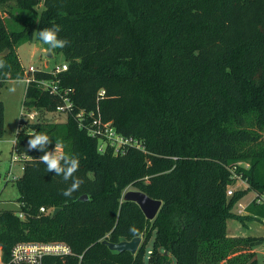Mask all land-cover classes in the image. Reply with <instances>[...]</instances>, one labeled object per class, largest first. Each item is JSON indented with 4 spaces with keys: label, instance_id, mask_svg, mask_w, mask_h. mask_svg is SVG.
<instances>
[{
    "label": "trees",
    "instance_id": "obj_1",
    "mask_svg": "<svg viewBox=\"0 0 264 264\" xmlns=\"http://www.w3.org/2000/svg\"><path fill=\"white\" fill-rule=\"evenodd\" d=\"M0 1L28 13L23 19L8 11L18 28L0 13L7 64L0 87L25 76L16 47L59 24L65 48L40 42L60 52L67 69L28 75L57 79L59 88L72 90L73 104L64 121L47 119L59 96L34 82L25 87L22 103L39 115L30 122L20 116L12 147L25 159L13 180L20 206L0 209L4 260L18 242L59 241L71 253L44 256L42 264H144L146 253L147 264H257L254 247L264 235L229 236L227 221L264 225V0ZM40 2L45 8L35 11ZM95 118L132 141L100 151V138L89 132ZM35 133L52 139L48 150L59 139L62 151L79 159L75 176L84 183L71 198L62 194L71 181L47 172L42 152L27 150ZM237 178L257 193L244 214L233 207L245 191L227 195ZM128 186L161 200L152 220L123 200ZM83 194L87 200L78 199ZM49 206L60 210L39 212ZM133 226L143 237L135 253L102 243L131 240Z\"/></svg>",
    "mask_w": 264,
    "mask_h": 264
},
{
    "label": "rangeland",
    "instance_id": "obj_2",
    "mask_svg": "<svg viewBox=\"0 0 264 264\" xmlns=\"http://www.w3.org/2000/svg\"><path fill=\"white\" fill-rule=\"evenodd\" d=\"M65 5L67 4L60 3L57 5V7L60 8L64 7ZM44 8L45 6L43 5V2H40L37 6L34 7V10L41 11ZM8 11L12 12L13 15L21 17L23 19H26L28 17L27 12H21L27 10L21 8L16 2L0 1V13L3 15V17H5L7 24H11L10 27L18 28L20 26L17 25L14 19H11L9 17ZM19 46L16 47V53L19 48V58L23 64L24 69H27L30 65L39 69H52L58 63L65 62L63 55L60 52H52L36 39H33L32 42H24ZM25 87L26 84L23 79L8 80L4 83V85L0 87V101L4 105V134L0 139V209H15L16 207L18 208V202L16 201V199L18 198L19 193L15 184L13 183V180L19 178L22 175L24 163L21 159L12 161V158L16 156L13 154L14 152L12 150V147L21 116ZM11 89L15 90L12 91ZM45 117L54 121L65 120L64 115H57L56 113L52 112L46 113ZM30 121L32 120H28V122ZM262 136L264 137V131L262 132ZM101 144L104 146L103 141H101ZM238 166L248 168L249 164L239 162ZM131 189L134 188L132 186H128L123 191V194L125 193V191ZM229 189H231L232 191H245L243 197L239 199L233 207V210L236 212H238L237 210L240 209L238 207V203H241L245 207L247 203H250L257 197V193L249 187L247 181L243 178H237L235 183L230 186ZM45 208L52 213L55 207L49 206ZM247 210L248 208L246 206L244 211L247 212ZM244 211H242V214L246 213ZM242 226L246 228V231L242 232V235H247L249 233L255 235L264 234V225L262 220L246 221V223ZM235 233L238 232L236 231ZM142 240L143 237H141V242ZM151 244L152 240H150L146 244V250H149L151 248ZM254 251L256 254L257 264H264V242L255 246ZM147 255L148 254L146 253L144 264H147Z\"/></svg>",
    "mask_w": 264,
    "mask_h": 264
},
{
    "label": "built area",
    "instance_id": "obj_3",
    "mask_svg": "<svg viewBox=\"0 0 264 264\" xmlns=\"http://www.w3.org/2000/svg\"><path fill=\"white\" fill-rule=\"evenodd\" d=\"M39 68H36L32 65H30L27 69H24L25 76L23 78L26 86H28L31 82L36 83L39 87H41L43 90L48 91L49 94L58 95L60 98V103H58L52 113H56L57 115H63L65 113H68L73 104L70 99L69 93L70 89H61L59 88V81L57 79H35L33 76H29L28 73H33ZM67 69V63L66 62H60L57 65H55L52 69H50V72L52 75H57L59 72L65 71ZM98 95L100 97H103L104 91L100 90ZM38 111L35 108L28 109L24 104H22V110H21V116L25 121L28 120H35L38 116ZM81 114V113H80ZM79 114V115H80ZM90 134L92 136H97L100 138L98 149L102 151V149L105 147L106 143H109L110 145H113L115 148H118L121 146V144L129 143L131 142V138H124L121 135H119L112 126H110V123H102L99 118H95L92 120L90 124ZM15 141V140H14ZM13 141V143H14ZM101 141L104 142V146L101 144ZM138 147L139 144H137L135 141H133ZM16 155V154H14ZM24 160L25 157H18L17 155L12 158V161L15 160ZM230 188V187H229ZM227 189V194L232 195L233 191L231 189ZM263 196V195H262ZM20 206V203H18V207ZM238 212L241 213L243 210H245V207L238 203ZM18 209V208H17ZM40 213H49L51 211H48L45 207L39 208ZM17 215L20 218L24 217V214L22 211H17ZM71 253L70 247L64 243L59 241H52V242H18L16 243L10 250L9 257L7 260H4L3 258V251L0 247V264H42V259L44 256L48 255H69Z\"/></svg>",
    "mask_w": 264,
    "mask_h": 264
},
{
    "label": "clouds",
    "instance_id": "obj_4",
    "mask_svg": "<svg viewBox=\"0 0 264 264\" xmlns=\"http://www.w3.org/2000/svg\"><path fill=\"white\" fill-rule=\"evenodd\" d=\"M59 24H53L50 28H43L39 31V40L43 44L48 45L51 49L65 48L69 41L67 39L58 38V33L61 31ZM7 67L6 61L0 57V69ZM14 91L15 89H11ZM30 139L27 142L28 151H40L43 153L39 157L40 162L46 165V170L49 173L54 172L55 176H61L65 182L71 181L69 186L63 191L65 197L71 198L74 192H77L84 181L75 176L79 170L80 162L75 156L66 154L62 151V142L57 139L54 150H48V146L53 143L52 139L45 133L29 134ZM133 236L141 235L140 231L135 227L129 229Z\"/></svg>",
    "mask_w": 264,
    "mask_h": 264
},
{
    "label": "water",
    "instance_id": "obj_5",
    "mask_svg": "<svg viewBox=\"0 0 264 264\" xmlns=\"http://www.w3.org/2000/svg\"><path fill=\"white\" fill-rule=\"evenodd\" d=\"M7 52H8V48H6L1 53V55H5ZM122 198L124 201L135 202L139 206L145 218L148 220H152L155 217L161 206V200L153 199L143 191L137 189H131L125 191ZM78 199L87 200L88 196L86 194H83L80 197H78ZM58 210H60V208L55 207L52 211V216H54ZM102 243L107 245V247L113 251H117V252L129 251L131 253H135V251L137 250L138 246L141 243V236H136L133 237L131 240H122L119 242H109L107 240H103ZM163 253L166 254L165 251Z\"/></svg>",
    "mask_w": 264,
    "mask_h": 264
},
{
    "label": "crops",
    "instance_id": "obj_6",
    "mask_svg": "<svg viewBox=\"0 0 264 264\" xmlns=\"http://www.w3.org/2000/svg\"><path fill=\"white\" fill-rule=\"evenodd\" d=\"M20 48V46H19ZM19 48L17 50V53H18V58H19ZM19 61L23 67V64L19 58ZM46 68V67H45ZM50 70V69H49ZM249 203H247L245 205V207L248 205ZM17 208V207H16ZM15 208V209H16ZM5 209V208H4ZM8 209V208H7ZM238 211V210H237ZM244 211V210H243ZM246 212V211H244ZM243 212V213H244ZM242 213V212H241ZM238 232V233H235V232ZM246 231V228L242 226V224L240 222H238L237 220H228L227 221V233L229 236H247V235H252V236H263L264 234H258V235H255V234H247V235H242V232H245ZM241 234V235H240Z\"/></svg>",
    "mask_w": 264,
    "mask_h": 264
}]
</instances>
